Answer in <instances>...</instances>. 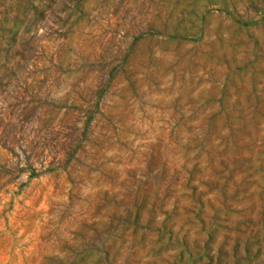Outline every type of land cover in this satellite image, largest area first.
Returning a JSON list of instances; mask_svg holds the SVG:
<instances>
[{
  "label": "rangeland",
  "instance_id": "obj_1",
  "mask_svg": "<svg viewBox=\"0 0 264 264\" xmlns=\"http://www.w3.org/2000/svg\"><path fill=\"white\" fill-rule=\"evenodd\" d=\"M0 264H264V0H0Z\"/></svg>",
  "mask_w": 264,
  "mask_h": 264
}]
</instances>
